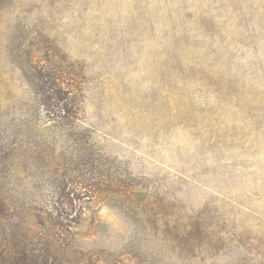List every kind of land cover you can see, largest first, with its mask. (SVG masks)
I'll list each match as a JSON object with an SVG mask.
<instances>
[{"label":"rangeland","instance_id":"374dc122","mask_svg":"<svg viewBox=\"0 0 264 264\" xmlns=\"http://www.w3.org/2000/svg\"><path fill=\"white\" fill-rule=\"evenodd\" d=\"M0 166L62 264H264V0H0Z\"/></svg>","mask_w":264,"mask_h":264},{"label":"trees","instance_id":"16d2710c","mask_svg":"<svg viewBox=\"0 0 264 264\" xmlns=\"http://www.w3.org/2000/svg\"><path fill=\"white\" fill-rule=\"evenodd\" d=\"M1 158V161H5L4 157ZM3 185L4 182L0 180V186L4 187ZM8 202L9 200L0 193V264H62L63 258L54 253L53 248L48 247L53 244L48 238L49 234L44 233L30 239L26 237V231L19 234L22 224L14 219L19 214H12L13 207ZM45 228L46 225L43 229Z\"/></svg>","mask_w":264,"mask_h":264}]
</instances>
